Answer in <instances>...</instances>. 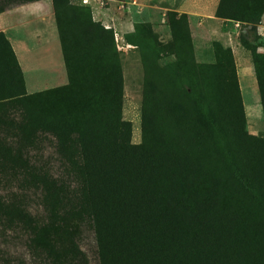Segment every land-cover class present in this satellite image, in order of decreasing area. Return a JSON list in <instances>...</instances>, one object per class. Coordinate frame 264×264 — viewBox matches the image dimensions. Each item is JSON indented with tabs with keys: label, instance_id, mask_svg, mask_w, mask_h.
I'll list each match as a JSON object with an SVG mask.
<instances>
[{
	"label": "trees",
	"instance_id": "trees-1",
	"mask_svg": "<svg viewBox=\"0 0 264 264\" xmlns=\"http://www.w3.org/2000/svg\"><path fill=\"white\" fill-rule=\"evenodd\" d=\"M32 1L0 0V12ZM51 3L74 85L66 5ZM251 3L219 0L215 16L252 31L264 3L246 15ZM169 15L189 44L185 15ZM238 40L250 54L264 122V53L243 35ZM210 69L212 92L201 90L195 73L174 95L149 90V128L143 124L138 146L128 143L113 97L99 93L97 113L76 120L81 132L65 148L52 128L29 129L16 106L44 94L0 81V264H264V137L245 131L235 70L227 74L218 60ZM49 136L53 163L37 147ZM51 227L46 238L34 235Z\"/></svg>",
	"mask_w": 264,
	"mask_h": 264
},
{
	"label": "rangeland",
	"instance_id": "rangeland-1",
	"mask_svg": "<svg viewBox=\"0 0 264 264\" xmlns=\"http://www.w3.org/2000/svg\"><path fill=\"white\" fill-rule=\"evenodd\" d=\"M89 1L91 4H87ZM205 1L209 4L214 0L203 1L207 8ZM127 2L131 5L132 0ZM54 3L66 5L61 10H65L68 17L64 15L61 20L63 29L68 28L67 35L63 33L69 41L66 51L70 53L67 56L72 61L73 80L77 82L74 85L69 81L46 85L37 91L44 96L16 106L31 120L29 129L42 126L52 128L65 141L62 144L65 148H73L68 141L71 139L76 143L72 137L81 132L83 124L76 127V120H82L81 115L97 113L94 107L99 103V93L116 100V106L114 103L111 106L118 111L120 121L127 126L128 143L138 146L143 136V124L145 130L149 128L150 89L157 91L156 96L174 95L182 86L193 84L195 73L202 79L198 81L197 78L201 90L212 92L216 88L215 81L205 80L208 79L211 65L217 60L225 66L227 74L234 73L232 67L228 68L227 52L215 46V43L190 40L188 44L182 24L171 15L163 22H152L147 9L141 11L140 6L128 9V5L121 6L120 0H87L86 4L82 0H54ZM263 3L264 0H252L244 13H257ZM93 6L104 11L107 20L105 26L92 22L89 15ZM159 25L168 27L163 34ZM239 26L226 25V28L239 31ZM246 31L250 45L256 47L258 53H264V37L258 35L256 27ZM240 35L238 32V38ZM254 37L259 39L254 41ZM192 62L196 64V70ZM61 87L69 89L60 91ZM27 91H30L29 84ZM107 114H111V108H108ZM240 117L238 111V119H232L237 128L242 122ZM244 117L246 133L264 137V122L260 114L255 119L244 112ZM53 146L54 140L50 136L37 143L42 153L44 150L51 156L43 154L41 157L49 159L51 163L57 158L53 154ZM54 230L52 227L48 230L36 229L34 235L46 238ZM21 253L22 250H19Z\"/></svg>",
	"mask_w": 264,
	"mask_h": 264
},
{
	"label": "crops",
	"instance_id": "crops-1",
	"mask_svg": "<svg viewBox=\"0 0 264 264\" xmlns=\"http://www.w3.org/2000/svg\"><path fill=\"white\" fill-rule=\"evenodd\" d=\"M120 1L121 6L128 5V9L135 6H140L141 11L147 9L152 22H163L169 11L184 14L193 42L217 43L222 49H228L243 112L255 119L261 116L250 54L238 40V32L248 39L247 31L242 30V24L239 31L229 30L226 25L237 27L239 23L215 16L219 0L209 4L205 1L207 8L204 0H132L131 5L127 0ZM87 4H91L90 1ZM103 12L93 6L89 17L92 22L105 26L107 20ZM255 27L258 35L264 37V12ZM158 28L163 34L168 27L159 25ZM0 81H23L26 94L68 81L51 0H35L0 12ZM28 84L30 91H27Z\"/></svg>",
	"mask_w": 264,
	"mask_h": 264
},
{
	"label": "built area",
	"instance_id": "built-area-1",
	"mask_svg": "<svg viewBox=\"0 0 264 264\" xmlns=\"http://www.w3.org/2000/svg\"><path fill=\"white\" fill-rule=\"evenodd\" d=\"M82 3L83 4H86L87 3V0H82ZM247 28H249V27H247Z\"/></svg>",
	"mask_w": 264,
	"mask_h": 264
}]
</instances>
